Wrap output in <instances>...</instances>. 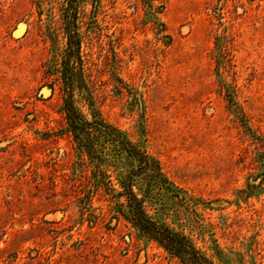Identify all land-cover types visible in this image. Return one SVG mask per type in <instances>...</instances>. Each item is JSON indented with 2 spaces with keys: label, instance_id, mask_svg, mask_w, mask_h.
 <instances>
[{
  "label": "rangeland",
  "instance_id": "374dc122",
  "mask_svg": "<svg viewBox=\"0 0 264 264\" xmlns=\"http://www.w3.org/2000/svg\"><path fill=\"white\" fill-rule=\"evenodd\" d=\"M73 23L81 113L172 182L148 214L214 264H264V0H0V264H186L124 215L138 161L70 126Z\"/></svg>",
  "mask_w": 264,
  "mask_h": 264
},
{
  "label": "trees",
  "instance_id": "16d2710c",
  "mask_svg": "<svg viewBox=\"0 0 264 264\" xmlns=\"http://www.w3.org/2000/svg\"><path fill=\"white\" fill-rule=\"evenodd\" d=\"M80 49L81 39L78 29L73 23V25L68 27V48L64 61L63 90L65 94L64 110L67 113L70 126L79 144L82 147H85L90 154L96 150L95 144L97 137H93L94 131H97L99 135H104L107 139H113L116 143L120 144V149L127 151L129 156L138 161L137 166L131 168L126 179L122 183L124 192H122L121 195L126 196L130 211L129 214L125 213L124 215L145 235L164 246L174 256L179 257L184 263L214 264L196 248L188 237L159 223L148 214L144 201L146 197L150 196L153 186L157 184L161 189H172V182L163 174L160 162L150 156L145 150L134 145L118 129L97 117L93 120H88L81 113L76 104L74 92L75 76L78 75V73H76L77 65H74V63L80 60ZM226 95L229 104L232 107L236 103L235 93L228 91ZM101 174H103L102 171ZM139 176H142L141 179H138ZM137 184H141L139 188L143 191L145 190L143 197H140L139 193L134 189V185Z\"/></svg>",
  "mask_w": 264,
  "mask_h": 264
}]
</instances>
